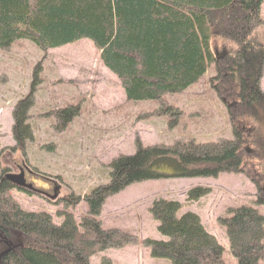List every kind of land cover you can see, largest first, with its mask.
Wrapping results in <instances>:
<instances>
[{"label": "trees", "instance_id": "1", "mask_svg": "<svg viewBox=\"0 0 264 264\" xmlns=\"http://www.w3.org/2000/svg\"><path fill=\"white\" fill-rule=\"evenodd\" d=\"M261 4L262 0H0V48L27 41L46 53L88 40L129 102L180 94L213 66L210 84L219 99L229 102L234 136L220 143L137 145L133 155L110 163L106 185L84 197L87 212L78 224L66 212L58 214L62 221L56 225L47 213L22 210L10 195L11 184L0 176V264H90L98 252L137 245L135 236L105 230L97 219L106 198L134 183L215 178L221 173H245L246 167L258 191L256 204L262 205L264 94L259 85L264 48L250 39L261 22ZM215 38L227 46L219 59L211 50ZM29 106L30 94L12 112L13 139L19 146L32 138L26 123ZM76 114L72 106L55 112L62 126ZM208 193L207 188L190 189L188 200ZM179 209L174 201L152 203L149 213L165 240L141 242L151 258L169 264H227L223 248L199 218L192 213L177 217ZM218 224L236 264H262L264 217L257 209L229 208Z\"/></svg>", "mask_w": 264, "mask_h": 264}, {"label": "rangeland", "instance_id": "2", "mask_svg": "<svg viewBox=\"0 0 264 264\" xmlns=\"http://www.w3.org/2000/svg\"><path fill=\"white\" fill-rule=\"evenodd\" d=\"M259 17L261 22L250 39L264 48V0ZM223 46L226 45L219 39H212L211 50L216 59ZM214 75L210 66L196 84L180 94L164 95L159 101L129 102L88 40L46 53L27 41L0 48V176L18 174V168L26 167L33 174L26 180L35 189L31 194L12 189L13 200L24 211L49 214L56 225L62 221L58 214L64 212L71 214L78 224L87 212L84 197L94 188L106 185L110 163L119 156L133 155L137 145L233 140L227 113L229 102L219 99L213 91L210 79ZM259 87L264 94V63ZM28 94L26 123L32 138L19 146L13 139L12 112ZM68 106L75 107L77 114L62 126L55 112ZM245 149L249 154L250 148ZM54 187H58L57 197L50 200L45 196H52ZM198 187L209 189V193L197 201L188 200V191ZM257 196L246 167L245 173H221L215 178L131 184L106 198L97 219L105 230L117 229L135 236L137 245L98 252L89 262L169 264L167 260L151 258L150 249L141 244L144 240H165L149 213L152 203L162 199L179 204L177 217L185 213L196 215L223 248L225 262L236 264L218 218L229 208L245 205L264 217V202L256 204Z\"/></svg>", "mask_w": 264, "mask_h": 264}, {"label": "water", "instance_id": "3", "mask_svg": "<svg viewBox=\"0 0 264 264\" xmlns=\"http://www.w3.org/2000/svg\"><path fill=\"white\" fill-rule=\"evenodd\" d=\"M26 170L30 173V171L27 168ZM3 179L9 182L11 186L16 190H23L26 192L35 193V189L32 187V185L27 184L25 182L24 169H20L18 174H5L3 176ZM57 191H58V187L57 188L55 187L52 196L48 195L46 197H48L50 200H54L57 197Z\"/></svg>", "mask_w": 264, "mask_h": 264}, {"label": "flooded vegetation", "instance_id": "4", "mask_svg": "<svg viewBox=\"0 0 264 264\" xmlns=\"http://www.w3.org/2000/svg\"><path fill=\"white\" fill-rule=\"evenodd\" d=\"M221 57V55L219 56V58ZM20 169H24V179H25V182L28 184V182H27V180H26V177L27 176H33V174L32 173H29L27 170H26V167H20V168H18V172H19V170ZM55 188V187H54ZM54 188H52V191L54 190ZM23 191V190H22ZM23 192H25V191H23ZM46 194V193H45ZM49 194H46V196H48ZM45 196V197H46Z\"/></svg>", "mask_w": 264, "mask_h": 264}]
</instances>
